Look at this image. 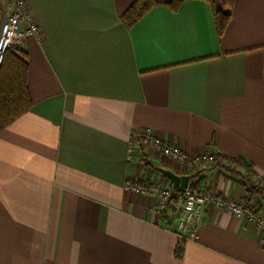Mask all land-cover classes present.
Instances as JSON below:
<instances>
[{"label": "crops", "instance_id": "0c3cea01", "mask_svg": "<svg viewBox=\"0 0 264 264\" xmlns=\"http://www.w3.org/2000/svg\"><path fill=\"white\" fill-rule=\"evenodd\" d=\"M134 1L29 0L41 35L16 47L32 106L0 130V264H264L263 234L244 218L206 208L181 243L176 219L126 188L172 186L163 167L264 215L245 178V166L264 176V0H234L222 35L205 0L129 26ZM147 131L222 165L130 151Z\"/></svg>", "mask_w": 264, "mask_h": 264}, {"label": "built area", "instance_id": "2783aa9c", "mask_svg": "<svg viewBox=\"0 0 264 264\" xmlns=\"http://www.w3.org/2000/svg\"><path fill=\"white\" fill-rule=\"evenodd\" d=\"M1 12L3 21L0 26V65L12 47H21L29 37L40 38L41 31L29 7V0H4ZM139 145L156 148L160 153L181 164H197L201 160L218 161L214 154L189 157L186 152L147 131L130 142V151ZM250 189L264 191V176L253 175ZM126 188L144 194L151 200L152 208L161 217L176 219L175 232L181 243L198 237L204 210L212 207L231 212L244 218L258 228L264 246V215L247 199H233L207 189L187 188L174 191L171 185L155 182L128 180Z\"/></svg>", "mask_w": 264, "mask_h": 264}, {"label": "trees", "instance_id": "16d2710c", "mask_svg": "<svg viewBox=\"0 0 264 264\" xmlns=\"http://www.w3.org/2000/svg\"><path fill=\"white\" fill-rule=\"evenodd\" d=\"M186 0H135L123 14V20L129 26L134 25L153 7L164 5L173 11L178 10ZM213 8L217 31L222 35L231 17L234 0H205ZM28 54L19 48L12 47L0 65V130L12 123L17 117L28 111L32 106L27 87ZM230 164L224 166L233 174H238L236 167L242 165L241 160H228ZM220 166V160L214 162ZM245 166V165H244ZM247 180H251L254 173L245 166ZM259 190H252L251 193Z\"/></svg>", "mask_w": 264, "mask_h": 264}, {"label": "water", "instance_id": "95a60500", "mask_svg": "<svg viewBox=\"0 0 264 264\" xmlns=\"http://www.w3.org/2000/svg\"><path fill=\"white\" fill-rule=\"evenodd\" d=\"M160 173L165 175L172 182V189L174 191L185 190L188 188L190 176L187 174H177L167 168H157Z\"/></svg>", "mask_w": 264, "mask_h": 264}, {"label": "rangeland", "instance_id": "374dc122", "mask_svg": "<svg viewBox=\"0 0 264 264\" xmlns=\"http://www.w3.org/2000/svg\"><path fill=\"white\" fill-rule=\"evenodd\" d=\"M15 47V46H14Z\"/></svg>", "mask_w": 264, "mask_h": 264}]
</instances>
